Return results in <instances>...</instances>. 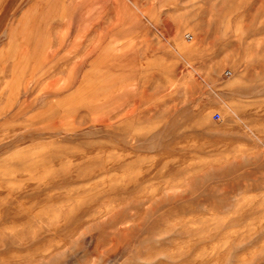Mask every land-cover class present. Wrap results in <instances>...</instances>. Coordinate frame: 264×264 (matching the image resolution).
Returning <instances> with one entry per match:
<instances>
[{
	"label": "rangeland",
	"instance_id": "1",
	"mask_svg": "<svg viewBox=\"0 0 264 264\" xmlns=\"http://www.w3.org/2000/svg\"><path fill=\"white\" fill-rule=\"evenodd\" d=\"M0 264H264V0H0Z\"/></svg>",
	"mask_w": 264,
	"mask_h": 264
},
{
	"label": "built area",
	"instance_id": "2",
	"mask_svg": "<svg viewBox=\"0 0 264 264\" xmlns=\"http://www.w3.org/2000/svg\"><path fill=\"white\" fill-rule=\"evenodd\" d=\"M189 38H190V37H189ZM219 116H220V115H219V114H217V117H218V118H219Z\"/></svg>",
	"mask_w": 264,
	"mask_h": 264
},
{
	"label": "bare ground",
	"instance_id": "3",
	"mask_svg": "<svg viewBox=\"0 0 264 264\" xmlns=\"http://www.w3.org/2000/svg\"><path fill=\"white\" fill-rule=\"evenodd\" d=\"M190 37V36H189ZM191 38V37H190Z\"/></svg>",
	"mask_w": 264,
	"mask_h": 264
}]
</instances>
